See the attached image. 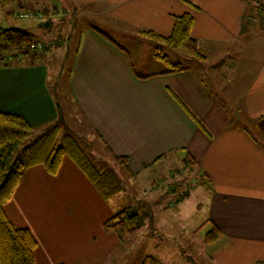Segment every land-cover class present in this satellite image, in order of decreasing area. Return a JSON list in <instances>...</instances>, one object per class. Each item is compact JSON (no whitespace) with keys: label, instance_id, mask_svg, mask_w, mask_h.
Wrapping results in <instances>:
<instances>
[{"label":"crops","instance_id":"crops-1","mask_svg":"<svg viewBox=\"0 0 264 264\" xmlns=\"http://www.w3.org/2000/svg\"><path fill=\"white\" fill-rule=\"evenodd\" d=\"M51 2L55 14L61 15L62 5L72 17L103 15L140 37L141 30L168 36L174 17L190 12L191 33L207 59L182 71L139 73L127 45L90 25L81 30L72 55L67 48L64 56L48 51L0 63V111L23 115L35 129L59 122L67 130L62 100L70 104V98L109 153L127 158L126 168L137 180L159 163L189 154L208 178L210 220L223 232L208 246L211 258L216 264H264V142L258 136L264 135V57L237 92L230 91L235 69L244 65L243 49L256 36L264 38V0ZM44 4L0 0V26L27 30L17 12ZM51 54L61 56L58 69L46 59ZM151 183L147 178L145 185ZM121 193L105 199L66 155L54 175L41 164L29 167L5 209L36 237L35 264H101L115 252L119 258L122 239L103 223L125 207ZM153 209L149 218L139 212L142 226L152 225L150 233L146 227L140 234L145 244L158 232Z\"/></svg>","mask_w":264,"mask_h":264},{"label":"rangeland","instance_id":"rangeland-1","mask_svg":"<svg viewBox=\"0 0 264 264\" xmlns=\"http://www.w3.org/2000/svg\"><path fill=\"white\" fill-rule=\"evenodd\" d=\"M51 4V0H45L44 6L37 7L35 10L26 6L24 10L19 11H32L36 15L31 18H19V21L22 25L27 26L26 28L33 38H40L35 39L37 41L51 43L56 38L61 40L60 47L52 45L50 51L54 54L60 52L59 54L63 55L69 48V54L72 55L79 42L81 30L93 25L101 31H106L116 41L123 43V46H128L129 51L134 54L133 62L139 73H148L160 68L172 69L171 64L156 59L157 53L164 54L173 64H180L183 67L191 66L194 62L193 59L179 54L164 44L136 36L129 29L115 24L103 15L76 14L72 17V15L64 14L62 5L59 6L61 15H58V10L56 11L58 14L54 13L55 10H53L54 12L51 11ZM39 13L43 15L40 17L37 15ZM46 22H49L48 26H44ZM74 22H76L75 25ZM31 24L34 26H30ZM72 28L73 30L70 32ZM261 33H264V25ZM243 56L244 58L241 61V64L244 63L243 67L235 69L234 79L236 82L234 88H232L235 90H230L233 94L237 92V87L240 84L251 77L252 70L257 67L264 57V38L256 36L243 49ZM57 58H61V56L53 58L51 54L47 55L46 59L50 65L58 69L60 63H58ZM152 62H156V64ZM226 63L227 61H225ZM224 67V72L229 76L231 73L229 65ZM248 69L251 70L249 73ZM51 71H53L52 68ZM64 92L68 97L69 89L66 88ZM66 96H64L65 99ZM69 100L70 104L67 100H62L63 106H65L63 121L66 122L69 128L62 130V132L68 131V133H72L77 137L80 145L87 151L93 161L116 171L124 184L122 191L124 195L121 197L124 208H129L131 211L138 213L147 211L149 218L150 211L148 210H150V207H156L153 211L156 212L155 219L157 218V220L153 223L155 225L154 231L158 232L154 240L150 238L146 244L145 240H140V234L146 227L148 233L151 232L150 228L152 229V225H145V223L144 227L141 226L138 231L133 233L132 237L128 234L121 235L122 240L121 247L118 248V259H116L115 252L101 264H141L146 255L156 257L160 264H216L210 256L209 245L204 241L207 231L211 229V223L206 225L204 223L206 220L211 221L209 190L204 184L209 182L208 178L201 174L195 164L177 159L159 163L147 171L146 177H141V180L132 178L131 172L109 153L94 130L83 120L82 115L77 111L75 112V105L70 98ZM237 124H240V121ZM247 128L250 129L249 126ZM35 132L38 134L42 133L43 130L35 129ZM258 136L264 142V135L258 134ZM147 178H151L153 183L145 185ZM159 208L161 209L159 210ZM130 238L133 239L130 240Z\"/></svg>","mask_w":264,"mask_h":264},{"label":"trees","instance_id":"trees-1","mask_svg":"<svg viewBox=\"0 0 264 264\" xmlns=\"http://www.w3.org/2000/svg\"><path fill=\"white\" fill-rule=\"evenodd\" d=\"M193 22V14L186 12L174 17L173 29L168 36L153 30H141L139 33L142 37L164 44L185 57L204 62L207 56L191 33ZM34 41L37 40L26 29L0 26V53L7 57L4 62L8 63L12 58L22 55H44L51 50L52 45L59 46L61 40L56 38L51 44L44 43L40 48H31ZM156 57L173 66L170 72L186 69L180 64H173L164 54L157 53ZM66 155L76 163L105 199L123 191L124 184L116 171L93 161L77 137L68 131L62 132L59 122L37 134L34 126L23 115L0 111V264H35L36 237L28 228L17 225L10 218L5 205L29 167L41 164L49 174L54 175ZM116 159L126 167V157ZM185 161L197 163L189 154ZM142 220L139 213L124 208L105 220L103 227L121 238V235H131L138 231L143 224ZM204 223H211V229L207 231L204 240L211 245L223 236V232L212 221L206 220ZM151 262L160 264L152 255L146 256L141 264Z\"/></svg>","mask_w":264,"mask_h":264},{"label":"built area","instance_id":"built-area-1","mask_svg":"<svg viewBox=\"0 0 264 264\" xmlns=\"http://www.w3.org/2000/svg\"><path fill=\"white\" fill-rule=\"evenodd\" d=\"M16 15L18 17H20V18H22V17H24V18H31V17H34L36 15V13L35 12H32V11H26V12L19 11ZM37 15L41 17L43 14L42 13H39ZM43 45H44V43L41 42V41H34L30 45V47L31 48H40ZM6 59H7L6 55L4 53H0V63L6 61Z\"/></svg>","mask_w":264,"mask_h":264},{"label":"water","instance_id":"water-1","mask_svg":"<svg viewBox=\"0 0 264 264\" xmlns=\"http://www.w3.org/2000/svg\"><path fill=\"white\" fill-rule=\"evenodd\" d=\"M48 25H49V22L44 23V26H48Z\"/></svg>","mask_w":264,"mask_h":264}]
</instances>
